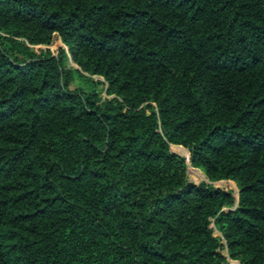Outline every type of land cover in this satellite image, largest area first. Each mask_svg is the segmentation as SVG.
I'll return each instance as SVG.
<instances>
[{
    "label": "trees",
    "instance_id": "16d2710c",
    "mask_svg": "<svg viewBox=\"0 0 264 264\" xmlns=\"http://www.w3.org/2000/svg\"><path fill=\"white\" fill-rule=\"evenodd\" d=\"M228 260L264 264V0H0V264Z\"/></svg>",
    "mask_w": 264,
    "mask_h": 264
},
{
    "label": "rangeland",
    "instance_id": "374dc122",
    "mask_svg": "<svg viewBox=\"0 0 264 264\" xmlns=\"http://www.w3.org/2000/svg\"><path fill=\"white\" fill-rule=\"evenodd\" d=\"M33 48L38 49V51H42V52H50L52 56H56L58 54L59 50H61V49H63L65 51L64 45L62 44V42L60 41V39L58 37H55L53 42L50 45H40V46H36ZM64 68L65 69H77V66L71 61L68 54H66V58L64 60ZM89 78L98 83L97 84V91L99 93V96H101L103 99L107 98V95L105 93L106 84L104 83L103 79L100 77H97V76H89ZM74 85L84 88L86 86V82H83V81H80L79 79H76L74 82ZM181 148L187 152V150L185 148H183L182 146L170 145V151L171 152H173L176 155L183 157L185 159L186 175L191 182H193L195 184H198L200 182H205V183L212 185L214 187L222 188L224 190L230 191L232 193V196H233L235 202L237 201L238 190H237L236 184L234 182H232V181H217V182L208 181V179L206 178V176L204 175V173L200 169L191 166V164L187 158L188 153L186 154V152L184 150H182ZM213 229H214V235L221 239L220 234L216 231L214 226H213ZM221 242H222V244H224L223 240ZM221 253L223 256L227 257L226 250H223ZM229 264H235V262L229 261Z\"/></svg>",
    "mask_w": 264,
    "mask_h": 264
},
{
    "label": "water",
    "instance_id": "95a60500",
    "mask_svg": "<svg viewBox=\"0 0 264 264\" xmlns=\"http://www.w3.org/2000/svg\"><path fill=\"white\" fill-rule=\"evenodd\" d=\"M187 153H188V151H187ZM188 158V157H187Z\"/></svg>",
    "mask_w": 264,
    "mask_h": 264
}]
</instances>
